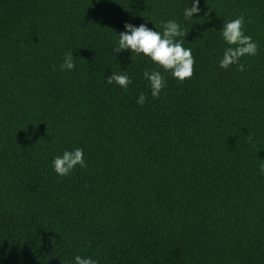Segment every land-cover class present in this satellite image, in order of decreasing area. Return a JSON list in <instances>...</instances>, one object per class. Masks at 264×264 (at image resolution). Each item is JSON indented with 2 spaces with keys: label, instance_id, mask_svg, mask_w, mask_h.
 I'll return each instance as SVG.
<instances>
[{
  "label": "trees",
  "instance_id": "1",
  "mask_svg": "<svg viewBox=\"0 0 264 264\" xmlns=\"http://www.w3.org/2000/svg\"><path fill=\"white\" fill-rule=\"evenodd\" d=\"M194 2L0 0V264H264V0H199L185 19ZM241 14L258 54L222 69ZM168 20L195 58L184 82L113 52L125 23ZM145 69L165 77L158 99ZM125 70L127 91L107 83ZM74 148L87 167L61 177Z\"/></svg>",
  "mask_w": 264,
  "mask_h": 264
},
{
  "label": "clouds",
  "instance_id": "2",
  "mask_svg": "<svg viewBox=\"0 0 264 264\" xmlns=\"http://www.w3.org/2000/svg\"><path fill=\"white\" fill-rule=\"evenodd\" d=\"M199 0H195L191 8H186L184 18H193L194 14H199ZM245 18L243 14L239 17L223 23L221 35L223 40L229 45L223 52V57L219 61V67L228 69L231 65H237L239 71L245 70V65L239 63L241 58L255 56L258 54V45L252 37L245 35L243 25ZM125 31L118 34V45L114 47V53H120L123 50H131V53L137 55L143 54L154 62L158 68H163L171 76L180 82L190 79L194 73L195 58L190 48L183 47L184 40L177 39L186 37L185 32L174 20H168L163 23V31H154L146 24H140L138 27L130 23H125ZM132 60V55L130 57ZM61 70L71 71L75 68L73 51L64 54L63 62L60 65ZM55 70V66H53ZM143 77L149 82L151 95L158 99L161 91L164 89L166 81L161 72L156 69L143 72ZM108 84H117L125 91L132 83L127 70L123 72H114L106 78ZM146 95L141 93L137 103L143 106L146 102ZM252 141L253 137L248 136ZM54 171L61 177L69 175L76 166L87 167L82 148L65 150L62 155L55 156L52 161ZM259 171L264 175V160H260ZM75 264H99L92 258H82L75 256Z\"/></svg>",
  "mask_w": 264,
  "mask_h": 264
}]
</instances>
